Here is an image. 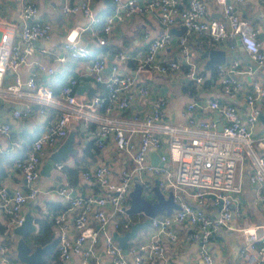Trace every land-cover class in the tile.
Masks as SVG:
<instances>
[{
	"label": "built area",
	"instance_id": "obj_1",
	"mask_svg": "<svg viewBox=\"0 0 264 264\" xmlns=\"http://www.w3.org/2000/svg\"><path fill=\"white\" fill-rule=\"evenodd\" d=\"M58 1L64 16L80 14L88 19V26L70 29L61 47L62 54L55 56L50 65L35 62V69L25 79L20 69L28 57L37 54L42 58L51 53L34 46L32 41L50 40L52 24L38 20L36 5L26 2L20 8V16L26 23L18 31L0 29V108L8 103L23 105L21 110L12 111L16 119L29 117L34 105L37 114L49 111L51 115L46 129L12 162V168L26 182L25 190L0 185V264H18L10 256L13 229L23 223V207L34 202L40 193L37 182L42 162L75 125L90 134L97 149L105 148L111 141L130 166L118 172L106 164L82 170L80 179L96 190L92 194H75L67 180L46 192L55 193L64 203L63 208H43L40 213L51 225L57 260L62 264H104L100 256L103 250L110 264H171L164 241L175 242L174 226L187 223L191 230L185 236L186 241L199 245L204 264H213L206 245L220 229L229 228L235 197L242 192L245 179L255 187V201L264 206V129L257 135L259 102L264 97V88L257 80L252 81L251 90L245 94L244 118L229 100L242 89L243 75L251 77L257 70L264 71L259 29L236 12V6L246 0H213L221 7L224 21L210 17L202 0H147L144 3L110 0L114 12L105 19L102 28L105 34L110 32L120 11L132 16H155L164 28L161 36L147 43L142 55L131 57L118 52L112 62L106 55H94L92 49L79 43V34L92 30L99 22L91 6L95 0ZM259 1L264 6V0ZM176 22L186 29L176 38L183 61L188 59V35L195 34L198 46L204 50L217 49L229 40L231 51H236L240 44L254 66L241 69L237 57L218 63L214 80L223 98L213 94L206 102L190 101L182 123L168 121L167 101L161 96L153 100L151 109L142 116H126L136 95L148 97V83L154 72L165 75L181 70L180 61L165 63L158 59L159 53L172 44L173 35L169 30ZM10 27L13 26L10 24ZM18 38L24 44L23 50L16 43ZM97 45H106L105 38H97ZM67 58L88 60L92 81L104 86V94L81 100L77 96L80 83L75 77H67L57 92L38 79L39 74L55 75L59 64ZM130 64L133 66L129 67ZM186 76L196 89L200 88L203 77L194 66ZM203 110L218 114L223 121L220 130L215 120L194 115ZM10 129V123L0 119V135L9 136ZM13 144L21 148L19 143ZM151 151L157 153L161 165L151 163ZM54 166L57 171L65 167L62 162ZM155 180L164 196L172 192L179 209L151 218L148 230L138 233L141 240H131L124 251L113 235L129 231L133 222L126 212L129 193L138 183L141 196L153 202ZM261 229L264 226L255 223L235 229L244 240L240 257L248 264H264ZM44 264H56V261Z\"/></svg>",
	"mask_w": 264,
	"mask_h": 264
},
{
	"label": "crops",
	"instance_id": "obj_2",
	"mask_svg": "<svg viewBox=\"0 0 264 264\" xmlns=\"http://www.w3.org/2000/svg\"><path fill=\"white\" fill-rule=\"evenodd\" d=\"M80 1L81 0H70L71 3H80ZM137 1L144 3L147 0ZM202 1L205 3L210 17L224 21L222 10L219 5L213 0ZM26 2H33L36 5L38 9V20L41 22H51L53 36L50 40L41 42L43 48L48 49L51 53L42 58L38 57L37 54L29 56L27 63L21 67L20 74L23 79L35 69L33 65L35 62L38 61L50 65L54 61L55 56L62 54L61 47L64 43L65 36L70 29L88 26V19L80 14L64 16L61 13V2L58 0H0L1 30L18 31L20 27L26 23V21L20 16V8L22 4ZM91 6L94 15L99 18V22L92 27V30H86L79 34V43L87 46L93 51L98 49L99 52H97V55H106L109 62L113 61V56L118 52H123L131 57L142 55L145 52L147 43L164 33V28L160 25L155 16H132L120 11L112 23L110 32L105 34L102 32L105 21L101 23L100 19L102 12L107 9V5H105L103 0H95L92 2ZM112 12H114V9L110 13ZM236 12L241 18L249 21L254 28L259 29L258 40L264 51V6L259 0H246L243 5L236 6ZM10 24L13 27H10ZM180 27V22H176L172 28L179 29ZM172 35V44L159 53L158 59L165 63L170 60L180 61L182 64L181 70L174 74L165 75L154 72L152 79L148 83L150 89L148 97L141 98L136 95L129 109L125 112L126 116H142L151 109L153 100L161 96L167 101L168 121L177 124L185 121V108L190 101L196 100L206 102L213 94H220L221 98H223L220 87L215 80L210 77V70L204 69L206 59L202 58L204 49L198 46V36L195 34L188 35V59L187 61H183L185 59H183L179 53V48L176 44V38L178 36L174 34ZM100 37L105 38L106 40V45L102 47L97 45V38ZM16 43L21 50L24 49V44L19 38ZM230 43L231 41L227 40L217 48L225 51L227 56L226 61L237 57L241 62V69H245L248 65L254 66L243 47L237 45L236 51H231L229 46ZM132 66L133 65L131 64L129 65V67ZM191 66H194L195 70L203 77L199 89H196L194 87V82L186 76L188 69ZM203 71L206 73L202 74ZM69 76L77 78L80 84L84 82L90 83L85 91L77 92V96L81 100H87L93 95H102L105 92L102 84L93 83L88 60L67 58L64 63L59 64L58 71L55 75L49 77L44 74H39L38 79L49 84L54 90L58 91ZM8 78H10V76ZM253 80H257L264 88V71L257 70L251 77L243 75L241 77L242 89L239 93L229 98L243 118L247 113L245 94L251 90V83ZM92 89L95 91L91 92ZM22 106L23 105L19 103H8L0 108V111H3L0 119L8 121L11 125L9 136L0 135V155H2L0 157L5 158L7 155L11 154L13 156V154L20 153L26 143V137H29L30 135H39L46 129L48 121L51 118L49 111L43 115L37 114V106L35 105L33 106V112L29 117L20 119L14 118L12 116V111L15 109L21 110ZM259 109L261 114L264 115V97L259 102ZM194 115L205 119H213L214 116H218L217 113L209 110L196 111L194 112ZM222 122V119L219 118V123L221 124ZM257 128V135H259L264 129V123L259 120ZM70 131L75 132L74 146L76 148V153L70 155L68 160L62 161L65 166L62 170L57 171L55 166H53V171L49 177H43L40 175L42 178L37 182L40 189L38 197L34 202L23 207V214L30 211L34 216L35 223L37 218H41L40 213L43 208L58 210L64 207V203L55 193L46 192L57 187L65 180L70 182L68 173L65 170L67 167L77 170V184L73 186L70 183L75 189V194L87 195L95 193L96 190L82 183L80 179V172L82 170L106 164L109 165L113 171L118 172L119 170L130 166L125 156L114 147L111 141H108L105 148L97 149L92 143L90 134L81 131L79 125H75ZM77 136L79 137L77 138ZM13 143H19L21 148L15 146ZM88 143H91L92 147L88 154H85L84 149ZM50 153H52V150L49 154ZM151 153H154V151H151L150 154ZM46 159L47 157L42 164ZM12 160L13 159L10 160L9 158L0 163L2 171L0 175V185H4L11 190L17 188L25 190L26 182L20 173L12 168ZM254 193L255 187L245 179L242 192L235 197L234 212L229 223V228L220 229L214 235V238L210 243L206 245L207 250L214 259L213 264H248L240 257L239 251L244 245V240L240 233L235 229L248 223H255L264 226V206L255 201ZM173 229L177 234V240L175 242L164 241L166 256L169 262L171 264H204L199 254V245L187 242L185 239V236L189 233L191 227L187 223H182L175 225ZM39 233V226L37 225L36 233L28 238L33 245H35L33 240ZM259 234H264V229H261ZM139 236L133 241H140L142 237ZM17 239V236L13 233L12 242L10 244V256L12 259L19 262L16 259L15 252ZM100 256L104 264L109 263L103 254V250H100ZM128 259H131V257L129 256ZM55 261L56 264H62L58 260Z\"/></svg>",
	"mask_w": 264,
	"mask_h": 264
},
{
	"label": "water",
	"instance_id": "obj_3",
	"mask_svg": "<svg viewBox=\"0 0 264 264\" xmlns=\"http://www.w3.org/2000/svg\"><path fill=\"white\" fill-rule=\"evenodd\" d=\"M169 32L171 34L181 36L186 32V29L181 26L179 29L170 28ZM32 43L38 48L43 47L39 40L32 41ZM237 43L239 44V41H237ZM239 46L241 47L240 44ZM202 58L206 59L204 69L211 70L218 63H225L227 56L224 50L205 49L203 51ZM90 66L91 63H89V67ZM89 85V82L81 83L77 87V92L79 93L85 91ZM2 114L3 111L1 110L0 116ZM213 120L217 122V129L220 130L221 124L219 123L218 116H214ZM259 120L264 123V115L260 114ZM74 143L75 132L69 131L62 143L56 150L48 155L46 161L42 164L40 175L43 177H49L55 164L66 161L69 159L70 155L75 154L76 148ZM150 160L153 165H161L156 152L150 154ZM153 190L156 196V199L153 202H150L141 196V187L138 183L134 185L133 189L129 193V207L126 210L127 214H142L144 219L132 222L129 231H126L122 235L114 233L113 236L124 251H127L129 241L137 238L140 230L147 229L149 227L151 218L161 214L169 215L173 210L179 209V204L174 201L172 192H170L167 196H164V194L160 191L158 187V180H155ZM36 231L37 225L35 223L34 216L30 211L24 214L23 223L13 229L14 235L18 238L15 247L16 259L22 264H44V257L47 254L50 245H33L28 238L36 233Z\"/></svg>",
	"mask_w": 264,
	"mask_h": 264
},
{
	"label": "trees",
	"instance_id": "obj_4",
	"mask_svg": "<svg viewBox=\"0 0 264 264\" xmlns=\"http://www.w3.org/2000/svg\"><path fill=\"white\" fill-rule=\"evenodd\" d=\"M104 1V3H105V5H107V9L105 10V11H103L102 12V15H101V23L103 22V21H105V19H106V16L108 15V14H110V12L114 9V6L112 5V3L110 2V0H103ZM97 52H99L98 51V49H96V50H94V55H97L98 53ZM204 73H206L205 71H203L202 72V74H204ZM209 73H210V77L212 78V79H215V67L214 68H212L210 71H209ZM95 84V83H94ZM55 92H57V90H54ZM95 90H91V92H94ZM38 136V135H37ZM37 136H34V135H30L29 137H26V145L24 144V148H23V150L22 151H20V153H16L15 155L13 154V156L10 154V155H7L5 158L4 157H0V163H2V162H4V161H6V160H8L9 158H10V160L11 159H16V158H19V157H21L22 156V154H23V152H24V150L27 148L26 146H29L31 143H32V141L37 137ZM92 147V145H91V143H88L87 145H86V147H85V149H84V153L85 154H88V152H89V150H90V148ZM0 156H2V155H0ZM12 160V161H13ZM66 171H67V173H68V176H69V179H70V183L74 186V185H76L77 184V182H78V179L76 178V175H77V170L76 169H70V168H66L65 169ZM1 173H2V171H1V168H0V175H1ZM36 223H37V225L39 226V234L38 235H36V237L34 238V240H33V242L35 243V245L36 244H39V245H46V244H49L50 245V248H49V250H48V252H47V254L45 255V257H44V262L45 263H47V262H49L50 260H52V259H55V260H57V254H56V251H55V253L54 254H51V253H53V246H55V244H56V242H55V240H53V237H51V232H52V229H51V227H50V225H49V223L46 221V220H44V219H42V218H37L36 219ZM52 238V239H51ZM53 240V241H52Z\"/></svg>",
	"mask_w": 264,
	"mask_h": 264
},
{
	"label": "rangeland",
	"instance_id": "obj_5",
	"mask_svg": "<svg viewBox=\"0 0 264 264\" xmlns=\"http://www.w3.org/2000/svg\"><path fill=\"white\" fill-rule=\"evenodd\" d=\"M79 136H77V138H78ZM42 177L40 176V178L39 179H41ZM152 178V177H151ZM128 218L131 220V221H133V222H136V221H141V220H143L144 219V216L142 215V214H138V215H129L128 216ZM148 229H143V230H140L139 232L140 233H145L146 231H147ZM51 237H52V232H51ZM140 237V236H139ZM52 239V238H51ZM53 241V240H52ZM12 249V248H11ZM53 253H51V254H54L55 253V251H56V244H55V246H53ZM50 261H55V259H52V260H50ZM18 264H20L19 262H18Z\"/></svg>",
	"mask_w": 264,
	"mask_h": 264
}]
</instances>
